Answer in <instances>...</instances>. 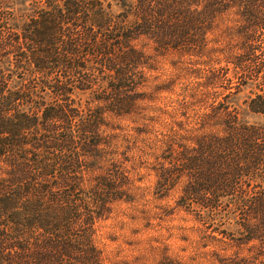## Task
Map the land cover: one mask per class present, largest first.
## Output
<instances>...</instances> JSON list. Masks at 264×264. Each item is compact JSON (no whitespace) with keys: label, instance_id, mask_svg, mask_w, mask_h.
I'll return each mask as SVG.
<instances>
[{"label":"trees","instance_id":"1","mask_svg":"<svg viewBox=\"0 0 264 264\" xmlns=\"http://www.w3.org/2000/svg\"><path fill=\"white\" fill-rule=\"evenodd\" d=\"M5 5L0 0V264H101L93 235L122 179L113 168L85 188L107 144L103 113L75 95L90 92L106 112L131 115L155 70L148 47L201 54L217 20L235 10L243 49L263 75L249 109L264 116V0H136L119 14L110 0H32L20 25ZM219 115L222 135L199 136L193 147L177 136L167 141L160 181L172 187L187 178L179 205L216 241L249 247L248 258L221 264H264V125L219 106L207 123ZM234 211L246 218H232ZM234 219L237 239L222 228Z\"/></svg>","mask_w":264,"mask_h":264},{"label":"rangeland","instance_id":"2","mask_svg":"<svg viewBox=\"0 0 264 264\" xmlns=\"http://www.w3.org/2000/svg\"><path fill=\"white\" fill-rule=\"evenodd\" d=\"M110 1L112 11L119 14L136 0ZM31 4L32 0H7L4 9L15 12L14 24L20 25L27 19L20 16L31 12ZM242 30L243 22L233 10L217 20L201 54H161L148 47L155 70L148 73L141 90L146 99L129 116L106 112L90 92L76 93L83 108L103 113L101 134L107 144L106 158L94 162L85 188H93L113 168L122 179L118 186L111 185L119 187L120 198L105 208L106 216L96 224L93 235L101 264H162L166 260L221 264L232 255L250 256L249 247H239L230 239H213L197 213L179 205L187 178L172 182V187L160 181L170 138L177 136L181 144L193 147L199 136L223 134L224 115L207 123L206 115L215 106L234 111L242 123L264 125V116L249 109L250 101L260 93L263 75L258 73L259 61H252L250 50L243 49L246 36ZM240 56L242 65L235 68L233 62ZM14 83L21 81L15 78ZM233 214L232 218H246L237 211ZM237 219L222 227L234 239L240 234Z\"/></svg>","mask_w":264,"mask_h":264}]
</instances>
